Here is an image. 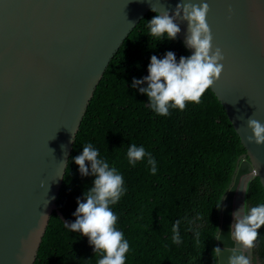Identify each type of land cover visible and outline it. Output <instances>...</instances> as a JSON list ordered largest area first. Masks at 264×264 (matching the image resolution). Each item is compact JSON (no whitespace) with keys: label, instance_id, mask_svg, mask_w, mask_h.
<instances>
[{"label":"water","instance_id":"95a60500","mask_svg":"<svg viewBox=\"0 0 264 264\" xmlns=\"http://www.w3.org/2000/svg\"><path fill=\"white\" fill-rule=\"evenodd\" d=\"M181 2L0 0V264H37L53 213L69 222L57 201L97 87L152 6L174 14ZM192 2L210 6L213 49L225 56L211 88L247 149L223 200L225 249L236 246L232 214L247 203L251 182L264 186V144L248 140L247 125L250 116L264 124V0ZM176 22L184 44L187 22ZM230 254L223 251L220 264Z\"/></svg>","mask_w":264,"mask_h":264},{"label":"trees","instance_id":"16d2710c","mask_svg":"<svg viewBox=\"0 0 264 264\" xmlns=\"http://www.w3.org/2000/svg\"><path fill=\"white\" fill-rule=\"evenodd\" d=\"M148 14L124 42L100 82L82 121L70 157L57 205L69 222L78 207L77 198L93 186L94 176H82L74 157L91 143L99 158L115 166L124 178L126 192L110 205L118 216L116 228L124 233L130 249L125 264H219L213 248L221 227L223 200L247 149L226 108L209 87L199 104L185 110L170 109L160 116L149 106L147 94L132 87L133 78L148 75L152 55L167 51L191 55L183 42L158 41L150 36ZM146 87V83L141 85ZM143 146L156 160L151 173L147 156L131 165V144ZM90 167V165H89ZM264 203V186L254 179L249 207ZM180 220L182 243L172 241L173 225ZM255 241L256 264H264V226ZM196 232L200 233L199 245ZM88 237L71 232L54 212L37 264H97Z\"/></svg>","mask_w":264,"mask_h":264},{"label":"clouds","instance_id":"9594fccd","mask_svg":"<svg viewBox=\"0 0 264 264\" xmlns=\"http://www.w3.org/2000/svg\"><path fill=\"white\" fill-rule=\"evenodd\" d=\"M156 15L148 20L147 27L150 36L158 41L175 40L181 32L176 21L187 22L185 47L194 50L191 55L180 56L177 61L173 51H167L163 58L152 55L148 65V75L141 79L133 78L132 87L138 88L142 94H147L151 109L160 116H169L170 109L185 110L189 102L199 104L205 91L220 79L225 59L220 47L213 49V34L207 22L210 6L207 2L193 3L192 0L178 3L172 10L161 11L155 6L151 9ZM146 83V87L141 86ZM248 127L253 135L250 142L264 144V124L250 116ZM99 150L91 143L83 146L81 154L74 157L82 176H94L93 186L78 197L73 215L74 222H64L65 228L71 232H79L88 237L89 244L94 246L95 253H103L97 264H125L126 253L130 245L124 238V233L116 228L118 216L110 205H115L126 192L124 178L115 166L99 158ZM147 156L151 173L157 172L156 160L143 146L131 144L127 151L128 162L135 166L138 161ZM90 165V167H89ZM256 175L255 170L252 173ZM245 190V189H244ZM246 191V190H245ZM230 238L235 247L221 249L213 248V256L219 261L223 251L230 252L228 264H251L250 250L254 255L255 241L259 229L264 226V203L249 207L244 205L233 212ZM180 220L173 225L172 241L182 243L179 233ZM200 233L196 232V242L199 245ZM215 239H221L220 230Z\"/></svg>","mask_w":264,"mask_h":264},{"label":"flooded vegetation","instance_id":"af4514ba","mask_svg":"<svg viewBox=\"0 0 264 264\" xmlns=\"http://www.w3.org/2000/svg\"><path fill=\"white\" fill-rule=\"evenodd\" d=\"M252 256H253V254H252ZM251 264H256V262H255V256H253V258L251 259Z\"/></svg>","mask_w":264,"mask_h":264}]
</instances>
